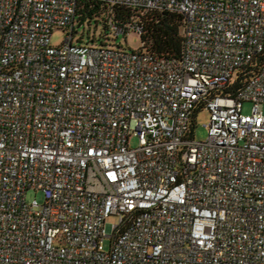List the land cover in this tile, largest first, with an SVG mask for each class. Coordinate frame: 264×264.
I'll use <instances>...</instances> for the list:
<instances>
[{"label":"built area","instance_id":"2783aa9c","mask_svg":"<svg viewBox=\"0 0 264 264\" xmlns=\"http://www.w3.org/2000/svg\"><path fill=\"white\" fill-rule=\"evenodd\" d=\"M80 1L0 0V264H264V0H90L182 15L180 58L74 42Z\"/></svg>","mask_w":264,"mask_h":264},{"label":"trees","instance_id":"16d2710c","mask_svg":"<svg viewBox=\"0 0 264 264\" xmlns=\"http://www.w3.org/2000/svg\"><path fill=\"white\" fill-rule=\"evenodd\" d=\"M135 11L125 7H111L104 2L81 0L76 14V25L85 26L86 23L95 25V30L102 28L100 35L97 32H88L89 41L87 44L105 46L114 37L109 29V21L124 22L136 17ZM141 18V17H139ZM142 32L140 33L142 45L140 51H147L161 56L180 58L183 51V26L182 15L169 12H151L146 17L141 18ZM77 31L75 30L74 34ZM85 39V33L79 42ZM98 43V44H97ZM121 46V45H119ZM258 70V64L253 61L251 64L241 68L237 72L235 83L230 91L234 92L247 82ZM199 109L191 121V131L194 135L196 117Z\"/></svg>","mask_w":264,"mask_h":264},{"label":"rangeland","instance_id":"374dc122","mask_svg":"<svg viewBox=\"0 0 264 264\" xmlns=\"http://www.w3.org/2000/svg\"><path fill=\"white\" fill-rule=\"evenodd\" d=\"M89 29H91V33L97 32V35L99 36L102 32V28H99L98 30H95V25L92 24L89 26L87 23L85 26H78L76 25V31L75 34V40L74 42L80 43L79 39L82 36L83 33H85V39L82 41V43H87L89 41L88 39V32ZM70 33V32H69ZM67 36V32H64L62 30H57L52 35V44L55 46H60L63 44L65 38ZM110 43L114 46L121 45L127 50H138L140 49L142 42H141V36L137 32L130 33L127 37L121 36L118 38L112 37ZM98 44V43H97ZM252 103L245 102L243 105V112L244 114H249L251 112ZM211 118V113L208 108H204L202 111H200L196 117L195 122V129H194V136L195 140L197 141H206L208 139V129L205 127L209 124ZM136 140H132V145H136ZM30 198H36L39 202H43V195L42 193L38 192H31L29 193ZM111 222H116V218H112L110 220Z\"/></svg>","mask_w":264,"mask_h":264}]
</instances>
